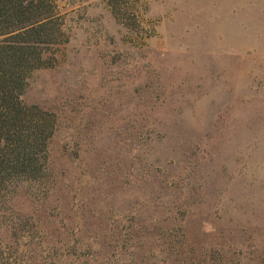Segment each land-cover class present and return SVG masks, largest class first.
<instances>
[{"label": "rangeland", "instance_id": "1", "mask_svg": "<svg viewBox=\"0 0 264 264\" xmlns=\"http://www.w3.org/2000/svg\"><path fill=\"white\" fill-rule=\"evenodd\" d=\"M20 97L44 185L0 199V264H264V0H57Z\"/></svg>", "mask_w": 264, "mask_h": 264}, {"label": "trees", "instance_id": "2", "mask_svg": "<svg viewBox=\"0 0 264 264\" xmlns=\"http://www.w3.org/2000/svg\"><path fill=\"white\" fill-rule=\"evenodd\" d=\"M57 0H0V199L18 183L37 188L48 176L53 118H31L20 97L28 74L45 67L43 52L58 43Z\"/></svg>", "mask_w": 264, "mask_h": 264}]
</instances>
